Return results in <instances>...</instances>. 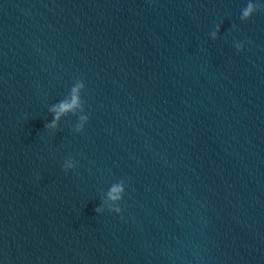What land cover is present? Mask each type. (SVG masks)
Listing matches in <instances>:
<instances>
[{
	"label": "water",
	"instance_id": "obj_1",
	"mask_svg": "<svg viewBox=\"0 0 264 264\" xmlns=\"http://www.w3.org/2000/svg\"><path fill=\"white\" fill-rule=\"evenodd\" d=\"M247 3L0 0V264H264V8L241 20ZM79 80L81 109L46 128Z\"/></svg>",
	"mask_w": 264,
	"mask_h": 264
},
{
	"label": "clouds",
	"instance_id": "obj_2",
	"mask_svg": "<svg viewBox=\"0 0 264 264\" xmlns=\"http://www.w3.org/2000/svg\"><path fill=\"white\" fill-rule=\"evenodd\" d=\"M261 8H264V0H248V3L244 8L241 9L240 19L248 20L254 13H256ZM220 30V26L216 25L215 31L211 32L210 35L213 39L216 38L217 33ZM237 52L243 50L244 43L242 41L237 42L234 45ZM85 84L82 80L76 82L72 89V102L69 104L67 102H61L59 104L52 105L49 108V112L52 114L51 122L45 124L46 128L55 129L58 126V122L63 115L68 112H75L77 109H81L80 93L84 89ZM88 122V117L82 115L80 117V123L77 125V131H82L84 124ZM64 171H69L74 168L75 165L71 161H65L62 165ZM124 187L123 184L113 185L108 193L105 204L108 205V210L110 212H115L117 214L121 213V208L118 206V202L123 199ZM97 213L103 211V206L97 207L95 209Z\"/></svg>",
	"mask_w": 264,
	"mask_h": 264
}]
</instances>
